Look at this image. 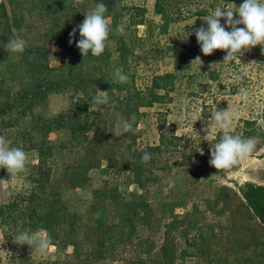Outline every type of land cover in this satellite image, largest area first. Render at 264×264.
I'll use <instances>...</instances> for the list:
<instances>
[{
  "label": "rangeland",
  "instance_id": "obj_1",
  "mask_svg": "<svg viewBox=\"0 0 264 264\" xmlns=\"http://www.w3.org/2000/svg\"><path fill=\"white\" fill-rule=\"evenodd\" d=\"M76 1H82L84 7L89 11L93 8L91 0ZM222 2L233 4L238 8L243 0H222ZM154 3L155 0H121L116 9L117 12L122 13L118 21L125 30L119 34L124 37L127 47L124 54L129 57L127 62H121L117 67L123 71L126 70L127 75L132 77L133 83L129 82L138 90L146 93L153 76L167 73L173 75V80L170 81L171 88L160 91L163 96L162 103L140 110L142 116L136 125V142L134 146L126 142V146L130 145V153L136 147L157 146L160 142L159 126L172 124L175 126L176 135L181 138L179 150L187 148L190 152V149H194L197 155L191 157L188 166L175 165L176 161L179 162L177 157H180V152H176L174 155L167 154L162 158L155 170L159 181L157 184L149 185L147 191L145 190V201L155 210L153 212L154 222L160 219L161 227L164 228L160 230L154 228L155 230L151 231L147 226L138 227L133 239L134 246H130L128 243L121 244L116 248V255L119 259L134 255L157 259L159 257L158 247L161 244L160 235L166 233V225L177 218L178 225L169 234L177 247L176 264H235L236 261L233 260L237 255L228 250V246H235L236 237H241V235L244 236L243 238L246 237V244H248L251 242L253 234L248 230L246 235L243 234L244 229L232 233L231 222L236 218L242 222L243 217L234 218L229 211L215 214L211 209L208 210L207 203L214 198L218 189L223 186L227 187L216 182L220 174L240 172L246 174L251 180L264 182V168L244 169L240 161L229 169L219 171V175L215 176L218 171L209 163L210 149L211 144L222 138L224 131L228 134L248 137L250 128L246 126V122L255 124L256 132L253 137L258 138L252 153H256L264 146V51L258 45L239 58L233 57L231 60L224 61L225 51L216 50L212 55L204 56L194 34L184 39V31L185 33L192 32L195 28L206 26L201 18L207 15L210 9L218 5L223 6L221 0L218 2L216 0H183L178 6V10L174 8L168 10L167 13L172 16L174 22H170L165 28H162L165 26L162 17L155 13ZM126 8L130 10L127 12ZM136 8L143 9L144 13L141 17H136L138 15L136 14L135 19H138L133 20ZM28 17L34 21L30 15ZM27 18L26 21H28ZM193 21L194 23L191 25ZM109 23L113 25L114 21L109 18ZM42 30L43 27L39 31L29 33L27 40L31 44L40 45L44 32ZM44 46L49 67H58L60 65L59 44L44 42ZM110 47L115 50L114 45ZM117 56L119 55L116 54L115 57L117 58ZM197 56H200L203 61L201 67L191 63ZM177 58L179 63L176 62ZM27 83L24 77L15 84L14 82L12 84L0 83V88L3 91L8 88L9 95L14 97L16 93L22 91V87ZM242 90L247 91L246 96L243 95ZM71 95L74 97L73 100ZM81 95L80 93L73 94L69 90L60 94H52L43 103L34 106L32 111H29L30 114L27 113L15 121L13 128H4V125L11 123L10 120L12 121L17 116L11 115V113L7 114V112L6 114L0 113V136L9 142V147H20L28 155L26 170L18 174H9L6 169L0 168V208L28 197L33 191L32 189L35 188L33 182L39 177L34 169L39 160L36 145L42 141L41 133L36 132L37 127L47 120H52L57 115L65 113L71 101L75 108ZM0 103L4 105L7 102L0 99ZM217 110H227L231 116L230 125L226 130L209 128ZM99 113H102L103 121L111 132L115 122L126 120L117 110L111 108L104 107ZM193 114L199 117L198 121L192 120ZM69 139L70 132L67 130L54 131L46 139L50 146L55 147L54 161L58 168L61 167L63 158L57 152L59 150L57 148ZM200 149L203 155L199 152ZM65 161H68V158ZM165 162L170 164L166 163L170 169L167 165V168H163ZM49 163L53 169L57 168L53 165V159ZM105 167L106 164L103 162L100 168L90 171L85 187L62 191V199L66 208L77 216L75 236L73 237L70 233L69 241L82 240L90 228L95 227V220L100 214L92 210L93 192L102 188L104 183L117 187L125 201H133L140 194L135 185H131L127 180V173L119 176L114 174V170H111L107 175H104L102 171ZM196 178H198V182L195 184L196 189L189 201L171 211L170 191H173L177 184L180 185L181 181H193ZM174 203L179 204L176 201ZM22 206H25L24 203ZM180 207L183 208L179 209ZM21 209L23 210V207ZM190 215L192 216L190 219L195 223L193 230L189 229L185 222H182ZM20 225L21 222L16 225L13 223L5 226L0 225V251H4L0 252V264H77L73 260L74 248L70 244L68 246L60 242L58 246L49 245L44 252L34 246L15 244L14 236L23 231ZM33 234L37 239L46 238V233L43 231ZM88 234L90 235L89 232ZM203 234H206V238L201 239ZM258 234H260V238L256 236ZM255 238L261 243L264 242V228H257ZM61 239L67 240V237L61 236ZM151 242L154 249L147 252L145 247ZM139 243L142 245L141 251L136 246ZM194 244L198 245V248H201L207 256H201L193 246ZM238 247L243 250V246L240 244L236 248ZM251 252L252 248L246 249V253L250 254ZM182 253H186V256H183ZM100 262L98 263L123 264L122 261Z\"/></svg>",
  "mask_w": 264,
  "mask_h": 264
},
{
  "label": "trees",
  "instance_id": "obj_2",
  "mask_svg": "<svg viewBox=\"0 0 264 264\" xmlns=\"http://www.w3.org/2000/svg\"><path fill=\"white\" fill-rule=\"evenodd\" d=\"M91 1L93 7L96 3H105L108 7L107 16L114 21L105 51L99 57L91 55L83 57L80 54L76 47V41L80 38L78 31L73 38V43L69 44V33L83 22L84 14L89 11L82 1L0 0V83L12 84L14 82L15 84L24 77L26 83L29 82L14 97L9 95L8 88L4 91L0 88V99L8 103L4 105L0 103V113L6 114L7 112V114L17 116L12 121L9 119L11 123H5L4 128H13L15 121L27 113L30 114L29 111H32L34 106L43 103L52 94H60L68 90L73 94H82L75 108L71 101L65 113L37 127L36 132L41 133L42 141L36 145L39 160L34 169L39 177L33 182L35 188L28 197L0 208V225L5 226L12 223L16 225L21 222L22 230L27 229L32 233L45 232V239L50 241L49 245L58 246L60 242H63V245L70 244L74 248L73 260L77 264H99L100 261H122L123 264H176L177 247L169 234L178 225L177 218L166 225V233L160 235L161 244L158 247L159 257L157 259L137 255L119 259L116 255V248L121 244L128 243L134 246L133 239L138 227L147 226L151 231L154 228L156 230L164 228L161 227L160 219L154 222L153 212L155 210L145 201L146 189L149 185L157 184L159 181L155 170L162 158L167 154L174 155L180 152V157H177L179 162L176 161L175 165L188 166L191 157L197 155L194 149H190V152L187 148L179 150L181 138L176 135L175 126L172 124L165 125L166 127L159 126L160 142L157 146L136 147L132 153L129 152L130 145L134 146L137 139L136 125L142 116L140 110L162 103L163 96L160 91L171 88L170 81L173 80V75L167 73L153 76L146 93L138 90L129 82L133 83L132 77H129L126 82L116 80L112 73L121 62H127L129 58L124 54L127 50L124 37L116 30L117 25H120L118 19L122 14L116 9L121 0ZM181 2L183 0H155V13L162 17L165 24L162 28L174 22L167 12L173 8L178 10ZM125 10L128 12L130 9ZM135 11L133 20L136 14H138L136 17H141L144 13L143 9L139 8ZM28 15L34 21L27 18ZM42 27L44 31L41 36L42 42L40 45L31 44L27 40L29 33L39 31ZM17 36L28 41L25 51L20 54L12 53L5 47L7 41ZM44 42L59 44L60 65L58 67H49ZM112 45L115 46V50L111 49ZM116 54L119 55L117 58ZM176 62L179 63L178 58ZM124 72L127 74L126 70ZM97 90L109 91V104L92 107L93 98L98 94ZM73 98L71 95L72 100ZM104 107L117 110L126 119L125 121L134 116L133 130L119 137L114 136L103 121L102 113H99ZM254 125L253 122H246V126L250 128L248 137L254 136L256 132ZM58 130L70 132V139L57 148L59 149L57 152L63 158L60 168L54 161L55 147L50 146L46 141L50 133ZM126 142H129V147L126 146ZM145 152L151 154L149 161L141 159ZM66 158L68 161H65ZM51 159L56 169L50 165ZM103 162L106 164L102 171L104 175L111 170L119 176L127 173V180L131 185H135L140 194L133 201H125L117 187L104 183L102 188L93 192L92 210L100 214L95 220V227L90 228L88 231L90 235L87 232L82 240L69 241L70 233L73 237L75 236L77 216L66 208L62 199V191L85 187L88 183V173L100 168ZM166 163L168 164L165 162L163 168L166 167ZM197 182L198 178L193 181H181L180 185L177 184L173 191H170L171 211L189 201L190 196L195 192ZM23 203L25 206H22ZM207 204L208 210L211 209L215 214L229 211L234 218L243 217V223L237 218L231 222L232 233L244 229L243 234L247 230L253 234L248 244H246V237L243 238L244 236L241 235V237H236L235 246H228V250L237 255L233 260L236 261L235 264H264L262 261L264 242L261 243L255 238L257 228H264V186L253 183L236 184L235 189L223 186L217 190L214 198ZM22 207L23 210H20ZM190 217L192 216L184 218L182 222L193 230L195 223ZM61 236H66L67 240H62ZM256 236L260 238V234ZM203 237L206 238V234H203L201 239ZM238 244L243 246V250L240 247L236 248ZM136 246L141 251V243ZM193 246L201 256H207L201 248H198V245ZM247 248H252L250 254L246 253ZM153 249L152 242L145 247L147 252ZM182 254L186 256V253Z\"/></svg>",
  "mask_w": 264,
  "mask_h": 264
},
{
  "label": "clouds",
  "instance_id": "obj_3",
  "mask_svg": "<svg viewBox=\"0 0 264 264\" xmlns=\"http://www.w3.org/2000/svg\"><path fill=\"white\" fill-rule=\"evenodd\" d=\"M221 4L223 6L218 5L210 9L209 13L201 18L206 26L195 28L192 32L185 33L184 31V39L194 34L204 56H210L216 50L225 51L224 61L231 60L233 57L239 58L258 45L264 51V0H243L238 8L233 4L223 3L222 0ZM107 12L108 7L105 3H96L90 11L84 14L83 22L69 33V44H72L76 32H79L80 38L76 41V47L83 57L89 55L99 57L104 53L110 32L113 30ZM222 20L223 23H221ZM193 23L194 21L191 25ZM116 30L122 33L125 29L123 25H117ZM27 45L26 39L17 36L7 41L5 47L12 53L20 54L25 51ZM191 63L201 67L203 61L200 56H197ZM112 75L120 82H126L129 79V76L119 68ZM97 92L98 95L93 98V108L110 103L109 91L97 90ZM242 92L244 96L247 95L246 90H242ZM134 120L133 116L127 121L115 122L112 129L113 135L119 137L123 133L133 130L132 121ZM192 120L196 122L199 117L193 114ZM230 120L231 116L227 110H217L209 128L226 130L230 125ZM196 136L201 140L198 135ZM257 139L256 137L232 135L224 131L222 138L211 144L209 163L218 171L215 176L219 175V171L229 169L249 157L255 149ZM199 152L203 155L201 149ZM141 159L149 161L151 154L145 152ZM27 160L28 155L22 148L9 147V142L0 136V168L15 175L26 170ZM14 243L21 246H34L44 252L50 241L37 239L30 230H23L14 236Z\"/></svg>",
  "mask_w": 264,
  "mask_h": 264
},
{
  "label": "water",
  "instance_id": "obj_4",
  "mask_svg": "<svg viewBox=\"0 0 264 264\" xmlns=\"http://www.w3.org/2000/svg\"><path fill=\"white\" fill-rule=\"evenodd\" d=\"M242 162V168H264V146L256 153H252L249 157L245 158ZM227 187L235 189L236 184L253 183L256 185L264 186V182L251 180L246 174L240 172L220 174L217 181Z\"/></svg>",
  "mask_w": 264,
  "mask_h": 264
}]
</instances>
